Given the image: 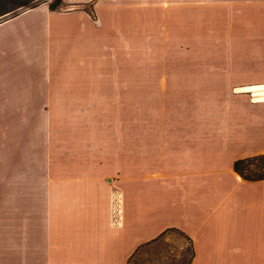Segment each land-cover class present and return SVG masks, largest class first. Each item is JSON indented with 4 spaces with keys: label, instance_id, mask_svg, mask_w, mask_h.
<instances>
[{
    "label": "crops",
    "instance_id": "1",
    "mask_svg": "<svg viewBox=\"0 0 264 264\" xmlns=\"http://www.w3.org/2000/svg\"><path fill=\"white\" fill-rule=\"evenodd\" d=\"M59 1L0 23V264H264V0ZM117 12L176 68L116 71Z\"/></svg>",
    "mask_w": 264,
    "mask_h": 264
},
{
    "label": "rangeland",
    "instance_id": "2",
    "mask_svg": "<svg viewBox=\"0 0 264 264\" xmlns=\"http://www.w3.org/2000/svg\"><path fill=\"white\" fill-rule=\"evenodd\" d=\"M59 0H0V23L19 14L26 9L35 7L38 4L45 3L52 6ZM54 10H65L64 4H59ZM53 10V11H54ZM90 19H94L91 9H85ZM8 14H4L7 13ZM116 21H122L123 29H116V71L128 73L132 68H176V28L172 23H166L162 28H153L147 40L144 36L130 33L127 27L129 21L128 14H120L117 12ZM172 22V21H170ZM126 28V29H125ZM139 33V30H137ZM191 63V62H186ZM186 67H189L186 65ZM122 85L120 91H116V108L102 110H82L88 113V116H95L98 112L99 118L104 117V126L106 136L111 133L121 134L122 137H127L129 132L130 113L134 110L129 108V93L126 85L127 76L118 78ZM117 90V89H116ZM170 95V94H169ZM253 99V98H252ZM76 111V110H74ZM111 141L106 140V145ZM121 143L127 144L128 141ZM240 174L248 179H257L264 177V154L242 162L239 166Z\"/></svg>",
    "mask_w": 264,
    "mask_h": 264
},
{
    "label": "bare ground",
    "instance_id": "3",
    "mask_svg": "<svg viewBox=\"0 0 264 264\" xmlns=\"http://www.w3.org/2000/svg\"><path fill=\"white\" fill-rule=\"evenodd\" d=\"M252 95L253 100L264 102V87L260 86L258 88H247Z\"/></svg>",
    "mask_w": 264,
    "mask_h": 264
},
{
    "label": "trees",
    "instance_id": "4",
    "mask_svg": "<svg viewBox=\"0 0 264 264\" xmlns=\"http://www.w3.org/2000/svg\"><path fill=\"white\" fill-rule=\"evenodd\" d=\"M33 1H36V0H30V2H33ZM31 8H33V7H31ZM8 13H9V12L4 13V14H8ZM16 15H17V14H16ZM16 15H14V16H16ZM14 16H12V17H14ZM242 162H244V161H237V162L234 163V170H235L236 172H238L239 174H240V172H239V168H238V166H239ZM240 175H241V174H240ZM244 179L249 180L248 178H245V177H244ZM257 179H264V177H263V178H257Z\"/></svg>",
    "mask_w": 264,
    "mask_h": 264
},
{
    "label": "water",
    "instance_id": "5",
    "mask_svg": "<svg viewBox=\"0 0 264 264\" xmlns=\"http://www.w3.org/2000/svg\"><path fill=\"white\" fill-rule=\"evenodd\" d=\"M59 4H60V1L55 2V4H53L52 6H50V9L51 10H54L56 8V6H58Z\"/></svg>",
    "mask_w": 264,
    "mask_h": 264
}]
</instances>
